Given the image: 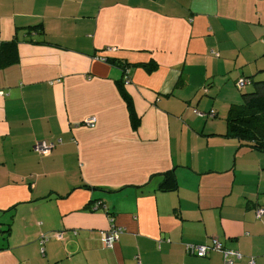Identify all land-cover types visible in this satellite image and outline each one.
Segmentation results:
<instances>
[{
    "label": "crops",
    "instance_id": "0c3cea01",
    "mask_svg": "<svg viewBox=\"0 0 264 264\" xmlns=\"http://www.w3.org/2000/svg\"><path fill=\"white\" fill-rule=\"evenodd\" d=\"M10 40L0 264H223L185 248L212 238L264 264V146L227 122L264 84V0H0Z\"/></svg>",
    "mask_w": 264,
    "mask_h": 264
},
{
    "label": "trees",
    "instance_id": "16d2710c",
    "mask_svg": "<svg viewBox=\"0 0 264 264\" xmlns=\"http://www.w3.org/2000/svg\"><path fill=\"white\" fill-rule=\"evenodd\" d=\"M17 60L18 53L16 40L0 41V66L14 63ZM117 63L121 64L123 68L126 66V64H123L120 61H117ZM147 67L148 69H151L153 65H148ZM122 84L124 85L123 81ZM243 96L244 102L242 104L233 105L228 110V132L252 140L254 142V147L256 148H263L264 84L259 90L243 93ZM131 124L134 128L138 124V118L133 114H131Z\"/></svg>",
    "mask_w": 264,
    "mask_h": 264
},
{
    "label": "built area",
    "instance_id": "2783aa9c",
    "mask_svg": "<svg viewBox=\"0 0 264 264\" xmlns=\"http://www.w3.org/2000/svg\"><path fill=\"white\" fill-rule=\"evenodd\" d=\"M102 60H104L103 57H101ZM130 82L128 75L124 76V80L123 83L126 85ZM249 82V78H244V77H240L236 80V86L238 89H243L245 84ZM193 112L195 114H200V115H207V116H215L216 112L213 109H210L209 111H200L198 109H193ZM84 123L88 124L89 126H94L95 120L92 117H88L86 118V120L84 121ZM52 146V142L51 143H46L44 140L42 141H37L34 144V149L39 152V153H43L45 151H47L50 147ZM94 207L95 209L97 208H105V205L101 202V201H97L94 203ZM262 211V209H258L256 211L257 214H259ZM112 219L110 218V221ZM122 228L120 226H116L114 225V223H110V227L108 230H106L103 234V241L105 246L107 247H111L114 242H116V240L118 239L119 234L122 232ZM57 238H62V236L60 234H56L54 235ZM47 239L44 238L41 241V245H43V243L45 242V240ZM186 250L191 253L194 254L198 257H204L208 254L209 251H219L222 253L223 255V264H233V261L235 258H240L241 254L239 252H237L234 249H229L226 248L223 243L221 241H219L217 238H212L209 244L206 245H200V244H186L185 245ZM250 264L253 263V261L249 262Z\"/></svg>",
    "mask_w": 264,
    "mask_h": 264
},
{
    "label": "rangeland",
    "instance_id": "374dc122",
    "mask_svg": "<svg viewBox=\"0 0 264 264\" xmlns=\"http://www.w3.org/2000/svg\"><path fill=\"white\" fill-rule=\"evenodd\" d=\"M248 91H244V92H242V93H247ZM241 95V94H240Z\"/></svg>",
    "mask_w": 264,
    "mask_h": 264
}]
</instances>
